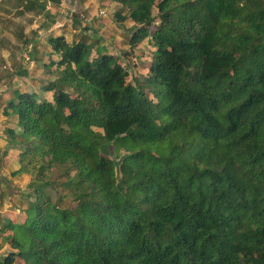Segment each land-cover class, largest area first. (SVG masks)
<instances>
[{
    "label": "trees",
    "instance_id": "obj_1",
    "mask_svg": "<svg viewBox=\"0 0 264 264\" xmlns=\"http://www.w3.org/2000/svg\"><path fill=\"white\" fill-rule=\"evenodd\" d=\"M113 1L154 47L147 84L47 37L51 99L2 112L29 179L0 264H264V0Z\"/></svg>",
    "mask_w": 264,
    "mask_h": 264
},
{
    "label": "rangeland",
    "instance_id": "obj_2",
    "mask_svg": "<svg viewBox=\"0 0 264 264\" xmlns=\"http://www.w3.org/2000/svg\"><path fill=\"white\" fill-rule=\"evenodd\" d=\"M54 1L57 3V8L52 14L47 12L46 15V12H44V16L40 18L38 25H41V21H52V15H54V20L60 24L59 30H52V32H46L42 35H37V30H34L36 34L34 39L39 41L35 45L38 49L44 50L47 47V37L63 35L70 43L78 39H85L93 45L91 56L97 55L98 48L101 51L113 54L127 69V81L133 84H147L146 80L149 77V66L154 47L150 44L149 38L142 39L136 44L131 43L130 35L136 30V24L130 19L119 20V22L116 20L115 13L121 10L117 2L113 0H73L71 3L66 4L62 0ZM152 13L156 17V21L150 26V30L159 21L156 5L152 9ZM33 37H29L30 40ZM22 40L29 39L27 37ZM20 42L22 43L21 40ZM21 43L15 44L11 40H8L7 44L3 40L0 42L1 47L6 44V50L0 51V260L8 257L11 251L6 239L10 232L3 228L4 223H6V220H3L4 215H8L6 219L9 221L17 218V210L25 206L21 191L25 189L29 179V176L25 174H11L18 167L16 160L18 149L11 147L8 143L5 144V141L8 140V135L2 130L3 124L6 121L10 127H14V125L13 118H4L1 112H3L7 101L14 97L15 94L12 92L18 87H23L24 85L20 84L23 81L26 82L27 79L29 80L30 74L32 76L35 75L33 77L37 82L28 83V86L32 89L31 91H38L36 95L40 97V101L45 97L51 99L52 92L47 93L44 88L49 85V82L57 79L54 75H48V73L55 72L53 68H43L42 62L37 64L36 68L30 66L27 56L31 59L34 52L28 51L29 44H27V41L25 45H23L24 42ZM20 44L23 45L22 48H25V51H18L17 47ZM38 55H40V50ZM44 55L46 56L47 53H41V58L45 57ZM52 58L58 60L59 56L52 53V57L45 59V64H50L49 61ZM38 68L41 70L40 72L38 71L39 76L36 72V70H39ZM96 79L91 75L84 77L83 81L93 85L92 81ZM61 89L63 88L61 87ZM63 90L70 98L74 97L75 93L71 88L65 87ZM8 92L10 93L6 96ZM94 129L101 131L99 127H94ZM110 155L115 157L114 153ZM10 264H24V261L16 257L10 259Z\"/></svg>",
    "mask_w": 264,
    "mask_h": 264
},
{
    "label": "crops",
    "instance_id": "obj_3",
    "mask_svg": "<svg viewBox=\"0 0 264 264\" xmlns=\"http://www.w3.org/2000/svg\"><path fill=\"white\" fill-rule=\"evenodd\" d=\"M55 8H57V3L54 0H0V42H2L3 40L7 44L8 40H11V42H15V44H19L21 43L20 42L21 40L22 43L24 42L23 45H25L27 41V44H29L28 51L34 52L33 55L31 56L32 57L31 59H29V57L27 56V60H29V63L31 64L30 66H34L36 68L37 64H39L40 62H42V64H45L46 63L45 59L50 58V55L48 54L51 52V46L48 42L47 47L44 50H41V48L38 49L35 45L39 41L34 38L36 37V34L42 35L46 32L50 33L52 32V30L54 31L59 30L60 24L56 20H54L55 19L54 15H52V21H47V20L43 22L41 21V25H38L40 18L44 16L43 13L46 12L45 13L46 15L47 12H49V14L50 13L52 14ZM34 30H37L36 34ZM31 36H34L32 40H30L29 38ZM27 37L29 40H22ZM10 38H14V39H10ZM6 44H3L4 47H1L0 45V51L3 52L6 50L5 47ZM20 45L17 47L18 51L20 52L23 50L25 51V48H22L23 45L21 46ZM39 50H40V55H38ZM43 52L47 53V55L46 56L44 55L45 57L41 58V53ZM54 55L58 56V54H54ZM42 67L46 68L47 66H42ZM38 71L40 72L41 70L40 69L36 70L37 74ZM33 76L32 74H30L29 80L27 79L26 82L23 81L20 84L24 86L18 87L12 93L15 94L18 91L30 92L32 89L29 88L28 83L37 82ZM9 93L10 92L6 93V96ZM35 93L37 94L38 91L35 90ZM1 115L4 118H6L2 114V112ZM7 127H9V125L5 121L2 130H4ZM7 143L8 141H5V144ZM11 147H13V145H11Z\"/></svg>",
    "mask_w": 264,
    "mask_h": 264
},
{
    "label": "built area",
    "instance_id": "obj_4",
    "mask_svg": "<svg viewBox=\"0 0 264 264\" xmlns=\"http://www.w3.org/2000/svg\"><path fill=\"white\" fill-rule=\"evenodd\" d=\"M64 3H71L73 0H62Z\"/></svg>",
    "mask_w": 264,
    "mask_h": 264
}]
</instances>
